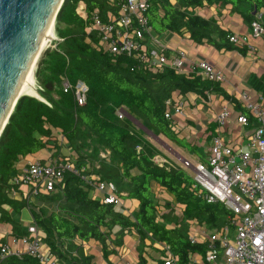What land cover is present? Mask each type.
<instances>
[{"label":"trees","instance_id":"1","mask_svg":"<svg viewBox=\"0 0 264 264\" xmlns=\"http://www.w3.org/2000/svg\"><path fill=\"white\" fill-rule=\"evenodd\" d=\"M83 1L88 14L80 17L75 8ZM174 1V2H173ZM64 0L55 19L53 47L41 53L35 68L36 91L44 101L33 96L22 95L0 135V221L11 225L12 233L23 236L26 231L2 209L7 204L19 211L26 206L24 197L14 200L10 194L11 179L16 173L18 157L39 151L47 146L54 130L61 135L77 155L80 162L88 161L93 171L103 180L112 181L115 193L125 192V198L138 200L135 214L129 216L121 205L103 204L89 196L88 187L75 175L66 172L61 186L52 191L40 189L37 198L52 203L57 209L48 214L39 209L32 211L34 222L43 235V242L63 264H97L94 254L82 251V242L98 241L103 255L111 253L109 243L121 246L130 230L138 236V264H162L154 241L165 242L178 264L187 261L189 252H203L205 245L191 244L188 225L196 221L199 226L216 228L225 224L229 211L222 203H210L203 198L199 186L179 168L158 166L151 159L157 150L139 133L133 131L127 119H119L115 112L125 107L152 131L175 142L189 152H196L194 143L180 130L172 128L165 113L171 110L166 104L196 94L204 99L210 93L229 97L221 82L202 79L193 73L185 74L170 68L162 70L142 69L126 54H110L94 30L85 27L91 20L95 8L103 21L111 11L119 17L120 0ZM148 21L156 34L170 31L187 33L196 44L207 43L217 49L233 50L237 47L228 41L229 31L224 30L215 18L197 14L196 9L204 5H230V13L238 14L244 24L250 23L264 10V0H148ZM264 36V34H263ZM262 36V37H263ZM243 53L246 48H238ZM78 81L88 86L86 102L77 105L72 91L64 92L62 80ZM260 82L264 77L259 78ZM258 89H261L259 87ZM236 116L248 112L235 101ZM245 110V111H244ZM38 133L40 138L34 137ZM55 141V140H54ZM141 149L137 150L136 146ZM54 154L59 145L54 142ZM101 150L109 151V158H102ZM95 162L99 164L95 166ZM174 198L175 203L164 198L158 203L159 191ZM173 200V199H172ZM162 211V212H161ZM160 213L159 216H157ZM115 227L120 230L114 232ZM151 233V236L148 234ZM58 242L68 241V249L77 255L61 252ZM80 240V243L77 241ZM0 264H41L26 254L9 256Z\"/></svg>","mask_w":264,"mask_h":264},{"label":"built area","instance_id":"2","mask_svg":"<svg viewBox=\"0 0 264 264\" xmlns=\"http://www.w3.org/2000/svg\"><path fill=\"white\" fill-rule=\"evenodd\" d=\"M110 1L111 4L115 3ZM148 8V0H120V16L116 17L109 11L106 21L100 18L99 10L95 8L85 30H94L110 54H126L143 70L158 71L170 68L185 74L193 73L202 79L218 82L225 79L224 73L209 61L192 60L183 50L169 51L162 47L159 34H156L149 24ZM75 11L83 19L88 16L83 1L78 2ZM263 34L264 22L258 15L250 23L249 32L228 34L227 38L237 48H246L247 52L254 54L257 49L254 44L261 40ZM260 57L264 61V49ZM62 89L64 92H73L77 105L85 104L88 86L84 82L71 84L63 78ZM210 100L207 95L203 102L209 104ZM228 101L215 113L217 129L207 146L205 164L180 155H177V164L165 156L156 159V155H153L151 159L160 167L188 170L195 183L193 186H199L203 198L210 203H222L229 211L225 224L220 227L207 228L199 226L196 221L189 223L187 234L190 243L202 244L205 248L201 253L189 252L187 261L183 264H264V92L261 98L256 100L247 91L241 90L233 101ZM235 101L257 121L245 148L226 142L222 135L226 122L230 121L229 104H234ZM166 104L171 106V110L165 113V118L169 120L170 126L176 129L179 121L175 116L184 111L185 101L172 103L168 99ZM115 114L119 119H125V107L118 108ZM250 117L241 113L235 117V121L245 127L249 125ZM160 136L165 141L162 151L157 144H150L160 152L166 153V145L170 143L166 137L161 134ZM136 149L140 150L141 146H136ZM106 152L107 156L103 158L108 160L109 151ZM66 172L82 180L87 185L91 197L103 204L123 206L122 197L125 194H116L112 181L103 180L88 162H80L77 155L71 152L60 157H50L46 162L28 163L13 175L11 182L17 186H27L30 195H37L40 189L52 191L56 186H61ZM97 192L102 195L97 197ZM159 215L160 213L157 216ZM148 235L151 236V233ZM10 243H0V263L9 256L21 257L26 254L41 264H63L43 242L42 232L34 220L27 225L23 236L12 237ZM154 246L161 253L162 264H178L170 245L154 241ZM125 253L129 257L124 264H131V252L126 250Z\"/></svg>","mask_w":264,"mask_h":264},{"label":"crops","instance_id":"3","mask_svg":"<svg viewBox=\"0 0 264 264\" xmlns=\"http://www.w3.org/2000/svg\"><path fill=\"white\" fill-rule=\"evenodd\" d=\"M196 12L200 16L206 18H215L220 27L224 30L229 31L230 34H243L250 31V28L244 24L240 15L230 13V5H225L222 7L218 4H212L210 6L204 5L203 7H198L196 9ZM258 15H260L261 20L264 22V10L259 11ZM159 36L160 45L167 48V50H183L187 53L190 59L196 61L207 60L216 69L221 70L224 73L225 78L223 81H221V85L225 89L229 97L234 99L239 91L245 90L254 99L259 100L261 98L264 92V81L260 82L259 78L264 77V61L261 59L260 53L264 49V36L261 38V40L255 42L254 45L257 47V49L254 54L247 52V50L245 53H243L242 51H239L238 48L233 50L217 49L207 43L196 44L189 38L187 33L178 34L167 31L159 34ZM259 87H261V89H258ZM208 96L211 99L209 104L203 102L204 98L199 97L196 94H188L184 97V99H182V101H185L186 108L181 114L175 116L176 120L179 121L177 123L176 130H180V132L182 133L184 132L183 135L189 138L194 143L197 151L189 152L185 148L168 139L170 144L166 145V153L161 154V152L157 150L159 152L155 156L156 159H161V156L163 158L165 156L166 158L171 159L175 164H177V155H180L189 158L194 162L200 161L204 164L206 163V157L208 154L207 146H209V141L216 134L217 129L215 113L220 110L221 106L224 103L229 102L222 96H220L221 99L218 98V95L216 96V94L213 93L208 94ZM229 107L231 110L230 121L226 122L222 135L226 142L237 144V146H242L245 148L247 146L249 135L257 121L254 118L250 117L249 125L245 127L241 126L235 121L236 113L233 108H235L236 105L234 106V104H229ZM33 135L34 137L43 140V138L40 137L38 133L35 132ZM54 140L59 145L57 155L54 154ZM69 151L71 152L70 148L68 147V143L61 135L60 130L55 129L52 139L48 141L45 148L28 155H20L18 157L15 166L16 172L22 167L26 166L28 163L36 161L46 162L50 157H60ZM99 154H101V152ZM95 166L98 167L97 164H95ZM183 170L187 173V175L190 176L188 170ZM12 187L13 188L10 191L12 198L14 200H19L21 195L25 199L26 206L21 208L19 211L7 204L2 205L1 207L9 214V216L13 220L20 223L21 228L24 231H26L27 225L34 220L32 211L38 212L39 209H43V211L48 214L52 210L57 209V202L48 203L39 200V198H37V195L29 194L27 186H17L15 184H12ZM155 188L156 192H158L160 187L156 186ZM122 193L125 194V192ZM96 194L97 197L102 195L99 192H97ZM124 196L122 197L124 201V204L122 206L123 212L129 216H132L135 214L139 202L136 199H129L125 198ZM164 198L169 199L172 204L175 203L174 198H172L171 195L167 194L164 191H159V196L157 199L158 203H160L161 205L164 204ZM11 228L12 227L9 223L0 221L1 244L10 243L12 237L15 236L12 233ZM131 232H134L135 234V243L133 247H127L125 246L128 242L127 238L129 236H133ZM77 241L80 243V240ZM138 243V236L136 235L135 231L130 230L124 236L121 246H114L113 243H109L108 249L111 250V253H109L107 256L103 255L101 244L98 241L82 242L80 244L82 246L81 249L85 254H94L97 264H124L125 260L129 257L125 253L126 250H129L131 252V257H133L132 254L134 255V253L136 255V258H132L133 261L131 264H138ZM57 244L61 247V252L65 256L71 254V251L73 252V254L77 255L76 250L73 249L70 251V248L68 249V241L58 242L57 240ZM153 247L156 248L155 246ZM160 254L161 253L158 250L157 256L159 260Z\"/></svg>","mask_w":264,"mask_h":264},{"label":"water","instance_id":"4","mask_svg":"<svg viewBox=\"0 0 264 264\" xmlns=\"http://www.w3.org/2000/svg\"><path fill=\"white\" fill-rule=\"evenodd\" d=\"M63 1L0 0V135L25 95L20 91L24 77L36 68L46 28L50 22L54 26Z\"/></svg>","mask_w":264,"mask_h":264},{"label":"rangeland","instance_id":"5","mask_svg":"<svg viewBox=\"0 0 264 264\" xmlns=\"http://www.w3.org/2000/svg\"><path fill=\"white\" fill-rule=\"evenodd\" d=\"M54 32H55V25H54ZM56 34V33H55ZM55 36H57V35H55ZM56 38V37H55ZM55 40V39H54ZM53 39L51 40V41H54ZM56 40H59V38L57 37V39ZM50 45V46H49ZM55 44L54 43H48L46 46L48 47H53ZM46 47V48H47ZM45 47H44V49H46ZM44 49H43V51H44ZM42 51V52H43ZM41 52V53H42ZM41 55V54H40ZM40 55H39V57H40ZM39 59V58H38ZM37 65V64H36ZM34 73H35V70H34ZM35 76V75H34ZM35 82H36V79H35ZM38 86V84H37V82H36V86H35V89H36V87ZM39 87V86H38ZM125 111L127 112V114H126V118L125 119H127V121L129 122V124H130V126H131V129L133 130V131H135V132H137V133H139V135H141L145 140H147L149 143L151 142V143H153L154 145L155 144H157L156 146H158V148H159V150H163V148H164V142L165 141H163V137L162 136H160V134L159 133H156V132H154V131H152L151 129H149V128H147L143 123H142V121L139 119V118H137L135 115H133L131 112H129L128 111V109H126L125 108ZM184 133V132H183ZM183 133L182 132H180V134L181 135H183ZM158 138V139H157ZM153 139V140H152ZM156 139V140H155ZM166 144H167V142H166ZM153 146V145H152ZM68 147L70 148V150H71V153H72V149H71V147L68 145ZM156 149V148H155ZM157 150V149H156ZM70 152V151H69ZM101 152V154H99L102 158L103 157H106L107 156V154H105V153H107L106 152V150H101L100 151ZM157 152H159V151H157ZM161 154H162V152H161ZM107 159V158H106ZM86 162H88V161H86ZM89 163V162H88ZM90 164V163H89ZM95 164H97V166H99V164L97 163V162H95ZM120 230V227H115L114 228V232H117V231H119ZM132 234H133V236H129L128 238H127V244L125 245V246H127V247H133V245H134V243H135V234H134V232H131ZM131 237V238H130ZM130 238V239H129ZM133 238V239H132ZM114 246H116L115 244H113ZM149 252H150V254L151 255H153V256H157V254H156V252H154V251H152L151 249L149 250ZM132 256L134 257V258H136V255H135V253H134V255L132 254ZM134 263V262H133ZM136 264V263H135Z\"/></svg>","mask_w":264,"mask_h":264},{"label":"bare ground","instance_id":"6","mask_svg":"<svg viewBox=\"0 0 264 264\" xmlns=\"http://www.w3.org/2000/svg\"><path fill=\"white\" fill-rule=\"evenodd\" d=\"M55 35L56 34L54 32V26H52V22H50L46 28L45 35L42 41L43 48L44 47L46 48L47 47L46 45L48 43H51L52 39L53 40L57 39V36ZM34 70H35V66H31V68L27 71L20 91L22 92V94H25V95L37 96L38 98H42L35 89L36 82H35ZM41 100H43V98Z\"/></svg>","mask_w":264,"mask_h":264}]
</instances>
